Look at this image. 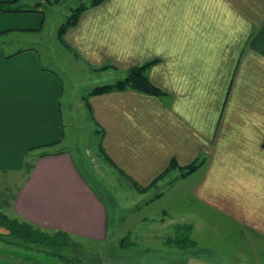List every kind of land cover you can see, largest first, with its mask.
Instances as JSON below:
<instances>
[{
  "label": "crops",
  "instance_id": "crops-1",
  "mask_svg": "<svg viewBox=\"0 0 264 264\" xmlns=\"http://www.w3.org/2000/svg\"><path fill=\"white\" fill-rule=\"evenodd\" d=\"M14 1L33 11H0V214L99 245L104 264H264V0H103L60 62L30 42L55 0ZM147 63L160 95H90ZM84 112L135 196L94 189L63 151ZM26 252L0 244V264H35Z\"/></svg>",
  "mask_w": 264,
  "mask_h": 264
},
{
  "label": "rangeland",
  "instance_id": "rangeland-1",
  "mask_svg": "<svg viewBox=\"0 0 264 264\" xmlns=\"http://www.w3.org/2000/svg\"><path fill=\"white\" fill-rule=\"evenodd\" d=\"M90 2L91 0H57V2H54L50 5H44L41 14L43 22L42 29L38 30L35 37L33 38V41H30L32 46H34V48L39 53H51L52 57H56L54 59L60 62L61 58L57 53H59V51L63 48L61 47L60 40L56 36L58 28L66 22L73 10L80 6L88 7ZM35 4L39 3L35 2L34 5ZM5 50H9V48L5 47ZM116 78L121 79L123 77L119 75L116 76ZM77 86L75 97L76 100L79 97L78 92L82 90V85L79 86L78 83ZM75 103L77 102H74V104ZM79 121L80 123L75 127V129L66 131V140L62 146L63 151L66 150L73 156L81 175L91 186H93L94 189L101 191L102 188L97 185L100 184L103 186L104 190L116 193L115 196H128V193L126 192H130L129 184H127L126 180L119 176L117 172L111 167L112 164L105 161L102 152L98 150L101 137L94 133L88 113L84 112L83 115L79 117ZM56 151H58V149L54 150V152ZM199 160L204 159L199 158ZM202 170L203 168L198 171V175ZM101 194L103 195L104 193ZM101 194L99 193L102 200H104V204L108 208L109 201H107L104 197L105 194L103 196ZM130 194L135 196L132 192H130ZM7 198V194L2 193V196H0V210H5L6 207H8L9 198ZM135 202L136 201H134V203ZM120 203L121 208L119 209V214L120 216L125 217L127 214L125 209L129 203L128 201L126 202V199L123 197H120ZM136 203L142 204L139 201ZM127 211L132 212L131 209ZM134 211L135 210H133V213ZM1 233L3 232L0 230V234ZM70 243L68 248H66V250L62 251L61 253L69 258L71 264H104V254L102 256L101 246L92 245L83 240L70 241ZM4 252H6L8 255L15 256L13 250H8V252L5 250ZM25 254L30 257V262L35 264L64 263L53 257H47L44 254H29L27 252Z\"/></svg>",
  "mask_w": 264,
  "mask_h": 264
},
{
  "label": "trees",
  "instance_id": "trees-1",
  "mask_svg": "<svg viewBox=\"0 0 264 264\" xmlns=\"http://www.w3.org/2000/svg\"><path fill=\"white\" fill-rule=\"evenodd\" d=\"M102 1L103 0H91L88 6H97ZM15 4L16 1L0 3V11L4 13L33 11V9L16 7ZM85 8V6H80L73 10L66 22L59 27L58 39L62 43H64L63 35L66 30L75 25L78 16ZM150 64L152 63H147L130 69L127 71L123 79L118 80L111 85L99 86L93 89L90 95H102L111 91H122L126 89L138 90L151 95H160L161 92L150 84L145 75V69ZM262 146L264 148V144ZM203 164V160L197 159L186 167H180L176 161L172 159L168 168L160 175L159 178L169 176L174 172H179L177 178H184L199 169ZM0 229L5 231L0 234V243L7 248L44 254L47 257H53L58 261L64 262L63 264H71L69 258L64 256L61 252L68 248L70 241L72 242L75 240L63 231H47L27 221H22L17 218L10 219L3 214H0Z\"/></svg>",
  "mask_w": 264,
  "mask_h": 264
}]
</instances>
